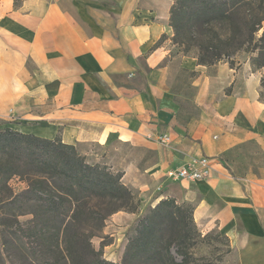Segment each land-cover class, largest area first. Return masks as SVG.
Masks as SVG:
<instances>
[{
	"label": "crops",
	"instance_id": "0c3cea01",
	"mask_svg": "<svg viewBox=\"0 0 264 264\" xmlns=\"http://www.w3.org/2000/svg\"><path fill=\"white\" fill-rule=\"evenodd\" d=\"M173 5L0 0V130L60 137L86 156L92 147L137 150L142 157L126 158L122 182L142 204L138 213L114 214L106 233L126 231L170 197L193 206L203 235L218 231L230 240L236 264H264V166L256 158L264 156L262 72L218 64L211 74L186 57L182 68L198 73L190 84L199 112L174 131L180 106L171 91ZM163 133L171 135L168 147L150 139ZM236 150L245 163L239 171L231 160ZM202 156L213 160L209 180L167 177Z\"/></svg>",
	"mask_w": 264,
	"mask_h": 264
},
{
	"label": "trees",
	"instance_id": "16d2710c",
	"mask_svg": "<svg viewBox=\"0 0 264 264\" xmlns=\"http://www.w3.org/2000/svg\"><path fill=\"white\" fill-rule=\"evenodd\" d=\"M170 25L173 43L199 65L235 68L233 57L247 53L253 71L264 70V0H174ZM182 73L190 83L198 76ZM261 89L260 98L264 74ZM123 175L90 162L60 137L0 130V264H118L107 261L106 245L96 250L92 239L114 214L140 209V194ZM13 178L25 180L26 188L14 192ZM24 216L31 219L21 222ZM136 224L120 264H200L194 250L209 234L198 229L193 206L168 197ZM216 238L230 247L218 231Z\"/></svg>",
	"mask_w": 264,
	"mask_h": 264
},
{
	"label": "rangeland",
	"instance_id": "374dc122",
	"mask_svg": "<svg viewBox=\"0 0 264 264\" xmlns=\"http://www.w3.org/2000/svg\"><path fill=\"white\" fill-rule=\"evenodd\" d=\"M184 57L185 56L179 47H176V49L171 53V91H173L175 95L176 103L180 106L178 116L179 125L174 126V131L181 130L182 127L185 126V123L197 116L199 112L198 108L192 101L195 89L191 86L188 76L182 73V70L184 69L182 66H184L186 59V57ZM232 60L234 61L235 67L241 66L242 64H249L252 68L250 56L247 53H239L234 56ZM219 64L229 63L221 62ZM215 66L209 68V73H215ZM258 71H261L263 76L264 70ZM261 90L262 89H260V91ZM261 99L264 100V92ZM127 157L130 159H140L142 154L129 146L119 147L116 150H105L98 147H92L88 150V158L90 162L106 165L114 172L122 171ZM256 158L259 160L260 164L264 166V156L257 155ZM151 159L153 158H150L149 162L152 161ZM231 160L232 166L236 169V171L245 168V163L241 162L237 150L232 153ZM9 184L16 193L26 188V181L21 178H13ZM111 217L107 220L103 230L92 239V244L96 250H101L102 244H105L106 246L103 247V257L107 261L120 264L123 260L129 240L135 236L137 222L126 231H121V233L120 231L106 233V230L108 229L107 227H112ZM141 217L142 215L138 218V220H140ZM29 219H31V216L20 217L21 222H27ZM111 234H115V236H111ZM229 249L231 250V244L229 247L226 239L216 238V231H214L211 232L204 240L199 242L194 250V254L199 259L200 264H236V261L230 256L231 251L228 253ZM114 253L115 255H113Z\"/></svg>",
	"mask_w": 264,
	"mask_h": 264
},
{
	"label": "built area",
	"instance_id": "2783aa9c",
	"mask_svg": "<svg viewBox=\"0 0 264 264\" xmlns=\"http://www.w3.org/2000/svg\"><path fill=\"white\" fill-rule=\"evenodd\" d=\"M150 139L164 147L172 143L171 135L168 133L150 136ZM213 170V160L202 156L191 158L186 165L169 170L167 177L172 181L200 182L209 180L213 175Z\"/></svg>",
	"mask_w": 264,
	"mask_h": 264
}]
</instances>
